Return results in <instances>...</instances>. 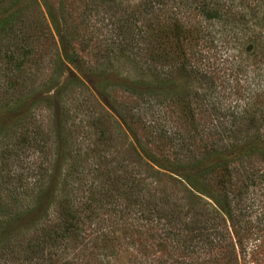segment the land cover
I'll return each mask as SVG.
<instances>
[{"label": "rangeland", "instance_id": "obj_1", "mask_svg": "<svg viewBox=\"0 0 264 264\" xmlns=\"http://www.w3.org/2000/svg\"><path fill=\"white\" fill-rule=\"evenodd\" d=\"M45 1L62 18L61 38L52 27V39L37 38L40 60L15 79L13 94H2L0 79V264H264V188L253 189L251 206L238 213V245L209 203L222 202L228 189L193 179L200 193L192 191L152 163L180 157L162 132L186 138L185 153L188 146L200 156L211 141L202 129L229 128V117L192 102L191 118L185 106L207 88L193 78L196 69H211L218 89L243 84L223 62L221 44V59L182 68L168 37L172 18L210 33L217 23L204 21L192 0H164L163 8L155 0H106L99 7L95 0ZM263 18L261 7L259 25ZM60 39L74 60L62 67ZM247 48L242 41L238 49ZM248 64V77L264 81V65L258 71ZM124 82L152 90L132 95L120 88ZM33 208L20 230L7 229L10 214Z\"/></svg>", "mask_w": 264, "mask_h": 264}, {"label": "trees", "instance_id": "obj_2", "mask_svg": "<svg viewBox=\"0 0 264 264\" xmlns=\"http://www.w3.org/2000/svg\"><path fill=\"white\" fill-rule=\"evenodd\" d=\"M41 1L44 12L40 9L37 0H0V79L2 78L5 83H3L2 93L0 82V94H13L17 91L19 84L15 79L23 78L30 67L40 60L35 57L37 38L51 37L52 39L50 27L60 38L64 32L60 25L62 18H59L49 3L45 0ZM95 1L98 7L107 3L106 0ZM155 1L157 6L163 8L164 0ZM192 1L204 21L216 22L220 28L210 33L195 25L185 26L179 19L172 18L168 37L176 44L177 53L181 57V67L188 66L190 60L204 67L203 63H208L213 58L221 59L222 57L216 50L217 45L221 44L218 48L220 51H225L223 62H229L235 67L234 80L243 81V84L239 87H231L229 82H225L226 84L218 89L214 84L215 77L211 69L206 70L203 67V70L196 69L193 78L198 82L206 81L207 88L205 91L204 89L196 90L194 98L185 101L188 114L191 118L193 117L195 109L190 108L193 102L196 109H203L211 115L218 116L216 117L218 119L219 117L230 118L229 128L213 126V129H222L214 132L202 129L201 135L205 137L206 134L211 141L209 140L210 144L202 147L200 156H197L198 151L193 152L188 146V151L185 153L186 138L174 133L170 135L162 132L165 135H161L162 141L167 140L176 146L177 156L180 155V157H177L173 164L167 161L161 165L154 163L155 159L151 161L159 169L176 175L179 183L192 191H197L193 179L214 180L222 190L228 189L222 202L214 199H211L213 202H208L217 216L227 221L231 234L240 245L237 229L243 226L240 225L238 213L251 206L253 199L249 195L253 194V189L264 188V132L260 131L261 127L264 128V81L260 75L259 77L258 75L257 77L247 75L248 63L256 65L255 69H258L259 65H264V18L260 25L257 20L258 10L261 7L264 8V0ZM257 25L261 26L260 30L254 31L252 28H256ZM250 31L252 35L247 36ZM242 41L248 43L246 51L238 49ZM235 45H237L235 53L237 55H230L229 51ZM60 49L63 60L59 59L58 63L62 67L64 62L71 61V57L61 39ZM146 85L143 82H124L120 88L132 95H142L145 93L144 87H147L146 90L151 89L149 83V86ZM250 88L253 90H249ZM154 95L156 99L160 97L157 94ZM242 97L245 100L248 97L247 102L239 103V98ZM230 99L231 101H228ZM239 129H245V134L238 135ZM223 141L226 144L219 145ZM140 146L142 154L147 156L144 147L141 144ZM195 152L196 155L190 154ZM184 155L189 156V161L182 159ZM35 210L36 208H33L10 214L7 229L11 232L20 230L23 220ZM36 223L33 221L29 224L33 227ZM49 232L51 235V231Z\"/></svg>", "mask_w": 264, "mask_h": 264}]
</instances>
